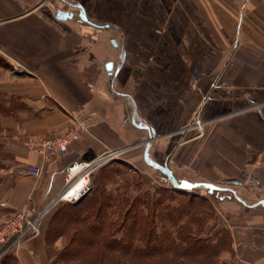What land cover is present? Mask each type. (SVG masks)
<instances>
[{"label":"crops","instance_id":"0c3cea01","mask_svg":"<svg viewBox=\"0 0 264 264\" xmlns=\"http://www.w3.org/2000/svg\"><path fill=\"white\" fill-rule=\"evenodd\" d=\"M133 109L142 126L126 123ZM196 113L204 131L185 138ZM77 125L86 129L48 162L28 146ZM136 140L178 181L242 189L251 206L230 193L214 205L230 234L223 258L264 264V0H0V222L48 204L73 162L123 155ZM43 257L36 236L0 264Z\"/></svg>","mask_w":264,"mask_h":264},{"label":"rangeland","instance_id":"374dc122","mask_svg":"<svg viewBox=\"0 0 264 264\" xmlns=\"http://www.w3.org/2000/svg\"><path fill=\"white\" fill-rule=\"evenodd\" d=\"M133 116L134 109L128 112L125 121L135 127ZM193 121L194 117L187 126ZM182 133L185 138L199 134L194 129H184ZM136 141L141 142L138 148L93 172L90 189L82 199L75 203L58 202L42 219L37 236L47 257H43L44 264H100L101 260L115 256L129 259L135 249H144L148 240L129 231L132 224L153 227L158 236L154 239L162 243L166 254L170 240L184 245L178 233L186 228L195 238L212 241L215 254L211 264H231L230 258H223L231 252L230 234L214 206L220 196L229 192L217 186L243 190L231 181L218 182L215 187H187L199 182L189 175L190 179L177 180L180 184L187 183V188L178 187L170 178L167 166L168 170L163 171L145 162L143 151L148 149L147 144L143 140ZM0 154L4 155L1 150ZM134 155L135 161H129ZM173 165L169 163L171 168ZM49 184H52L51 177ZM244 196L250 202L251 199ZM91 225L98 226V232L89 231L87 228ZM118 243L130 246L129 253L118 251Z\"/></svg>","mask_w":264,"mask_h":264},{"label":"built area","instance_id":"2783aa9c","mask_svg":"<svg viewBox=\"0 0 264 264\" xmlns=\"http://www.w3.org/2000/svg\"><path fill=\"white\" fill-rule=\"evenodd\" d=\"M15 70H18L15 68ZM112 79L115 74L108 71ZM206 121L202 120L198 113L194 116L192 124L185 130L194 129L199 134L203 133ZM86 128L77 125L75 128L59 135L45 137L38 140H30L28 146L36 150L42 156L44 162L51 159L52 154L63 155L69 151L71 143L77 140ZM124 148L106 150L89 161H75L64 169V186L56 197L40 209H35L27 204L0 222V262L13 250L25 244L40 232V223L51 208L60 201L75 203L87 194L90 189V180L93 172L118 159ZM29 174L41 176L43 168L38 165L26 166ZM88 179V180H86ZM78 186L76 194H71L74 186Z\"/></svg>","mask_w":264,"mask_h":264},{"label":"trees","instance_id":"16d2710c","mask_svg":"<svg viewBox=\"0 0 264 264\" xmlns=\"http://www.w3.org/2000/svg\"><path fill=\"white\" fill-rule=\"evenodd\" d=\"M75 207V206H72ZM99 211L96 213L99 216ZM77 215V213H74ZM92 233L98 232L99 227L95 225L88 226L87 228ZM133 233H138L143 239L148 238L144 249H135L134 255L131 258H121L119 256L110 257L111 260L105 261L99 260L100 264H211L213 256L215 254V246L211 240L195 238V234H192L186 228H182L178 233V238L184 243H176L174 240H170V244L167 247L168 254L164 251L162 243L156 242L154 239L155 232L153 227L147 225H131L130 230ZM158 237V236H156ZM155 240L154 242H152ZM90 246V244H89ZM117 250L121 252H128L130 246L118 243ZM97 260V261H99ZM88 263V261H87Z\"/></svg>","mask_w":264,"mask_h":264},{"label":"water","instance_id":"95a60500","mask_svg":"<svg viewBox=\"0 0 264 264\" xmlns=\"http://www.w3.org/2000/svg\"><path fill=\"white\" fill-rule=\"evenodd\" d=\"M56 16H57V18H59V19H67V18H72L73 17V13H70V12H67V11H62V10H57L56 11ZM82 18L84 19V20H88V18L85 16V14H82ZM104 27H112L111 25H109V24H107V25H105ZM115 43V42H114ZM116 44V43H115ZM115 77L116 76H114V78H113V80H112V88H113V90H114V81H115ZM115 91V90H114ZM116 92V91H115ZM118 93H120L121 95H123V96H129L127 93H123V92H118ZM134 113H136V111H134ZM135 115V114H134ZM133 121L135 122V124L137 125V126H142V123L140 122V123H137L136 121H135V116H133ZM145 156L147 157L148 156V150H146L145 151ZM151 164H152V162H150ZM155 167H157V168H159L160 170H165L166 171V169H167V167H165V166H163V165H156V164H153ZM168 170V169H167ZM169 173V175H170V178L172 179V181L175 183V185L176 186H178V187H181V188H187V187H195V186H200V185H207V186H210V187H215L216 185L215 184H213V183H210V182H201V183H197V184H195V185H191V186H187V183H183V184H180L179 182H177V180L175 179V177L173 176V174L169 171L168 172ZM251 181H253V180H251ZM187 186V187H186ZM217 187H219L220 189H222V190H224V191H226V192H229V193H231V194H234L236 197H238L240 200H242V202L244 203V204H246V205H249V206H251L249 203H247V201L245 200V199H243L241 196H240V194H238L236 191H232V190H229L228 188L226 189V188H223L222 186H217ZM84 197V196H83ZM82 197V198H83ZM81 198V199H82ZM79 201V200H78Z\"/></svg>","mask_w":264,"mask_h":264},{"label":"bare ground","instance_id":"6f19581e","mask_svg":"<svg viewBox=\"0 0 264 264\" xmlns=\"http://www.w3.org/2000/svg\"><path fill=\"white\" fill-rule=\"evenodd\" d=\"M134 116H135V121H136V115H134ZM86 180H88V179H86ZM78 186H79V185L73 187V190H72L71 194H72V193H73V194L78 193V192H77V190H78Z\"/></svg>","mask_w":264,"mask_h":264}]
</instances>
